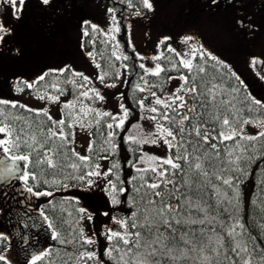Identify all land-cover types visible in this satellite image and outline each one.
Wrapping results in <instances>:
<instances>
[{
  "label": "snow or ice",
  "instance_id": "1",
  "mask_svg": "<svg viewBox=\"0 0 264 264\" xmlns=\"http://www.w3.org/2000/svg\"><path fill=\"white\" fill-rule=\"evenodd\" d=\"M25 6L0 0V44L13 32L6 18ZM154 9V0H113L104 26L80 20L91 73L45 66L13 77L14 95H0V186L18 197L15 219L0 229V264H264V94L193 32L139 50L129 17ZM237 24L259 27L243 16ZM258 63L264 53L250 55L254 70ZM129 81L126 98L118 85ZM74 188L102 190L98 211L111 225L96 227L97 212Z\"/></svg>",
  "mask_w": 264,
  "mask_h": 264
},
{
  "label": "trees",
  "instance_id": "2",
  "mask_svg": "<svg viewBox=\"0 0 264 264\" xmlns=\"http://www.w3.org/2000/svg\"><path fill=\"white\" fill-rule=\"evenodd\" d=\"M112 3L113 0H50L48 5H44L42 0H26V6L20 18L11 16L6 18L10 26L20 25V28H18L19 33L18 31L14 33H18L16 36H8L5 39L4 43L7 47L3 51L4 55L0 56V63L11 55L16 56L18 52L16 49H19L22 53L19 60L18 57L9 59V63L16 61L14 70L26 67L28 59L24 58L22 61L23 56L37 51L53 56L56 66L65 63L71 57L74 66L77 65L91 73L94 66L80 48L82 27L80 20L81 18L92 19L104 26L106 6ZM154 4V11L147 16L129 17L132 22V38L139 50L151 53L154 50L155 41L162 34L176 38L181 34L193 32L203 40L206 46L234 66L254 94H264V80H261L257 74V70L264 72V67L258 63L254 70L249 64L250 55H259L256 50L260 47L264 48V0H216L214 4L211 0H154ZM241 16L245 18L246 23L250 21L259 27L241 28L237 24V19ZM24 38L27 41L21 42L20 40H25ZM120 38L125 41L126 34ZM99 47L98 44L97 48ZM71 53L74 54L71 55ZM243 66L251 68L258 80L245 75L242 71ZM13 67L10 66L6 70H12ZM6 70L0 69V74L3 72L6 76L11 73ZM0 79L2 80L1 75ZM2 84L6 90L11 89V84L6 80H2ZM130 85L131 81L118 86L126 98ZM128 102L131 104L130 99ZM128 155L127 149L122 148L121 160L124 161ZM124 167L127 168L126 162ZM253 167L256 168L257 165ZM257 179L255 172L250 175L245 185L247 193L251 194L255 190ZM94 191L75 188L68 190L71 194H79L82 203L89 207L90 205L92 207L90 200L98 198L103 204V207L98 210H102L106 206L103 192L96 189ZM98 210L95 226L102 230L110 217L99 214ZM89 226H92L91 223ZM15 259L18 262L23 260V258Z\"/></svg>",
  "mask_w": 264,
  "mask_h": 264
},
{
  "label": "rangeland",
  "instance_id": "3",
  "mask_svg": "<svg viewBox=\"0 0 264 264\" xmlns=\"http://www.w3.org/2000/svg\"><path fill=\"white\" fill-rule=\"evenodd\" d=\"M11 27L13 28V32L9 36H12V35H15L16 36L19 33L18 28H20V25H14V26H11ZM17 31H18V33L17 34H14ZM137 39H138V37H137ZM20 41L21 42H24V41H27V39L20 40ZM6 47H5V43L4 42H3V44H0V50H1L0 56H1V54L4 55V52L3 51L6 49ZM256 51H257L258 54L264 53L263 52L264 51V48L263 47H260ZM18 52H20V50ZM18 52H17V55L16 56H14V55L12 56L11 55V57H9L5 61L1 62L0 63V69L1 70H6L10 66L13 67L16 61H12L11 63H9V59H13V57L14 58L15 57H18V60H19V58L22 56V53L21 52L18 53ZM59 52L61 53V51H59ZM72 54H74V53H71V55ZM27 56H25V57L23 56V58H22V61L24 60V58H27L28 59L27 64H26V67H24V68H18L16 70H14V67H15L14 66L12 70H9V69L6 70L7 72H11V73L7 74L6 76H4V73L2 72L0 74L2 80H6L8 83L11 84L12 83V80H13V77H15V76L31 77L34 73H38L45 66H56L55 61H54V58L51 55H48L47 56V55H44V54L39 53L37 51H33V52H31V54H28ZM68 56H70V55H68ZM75 58H77V57H75ZM69 62L72 63L71 57H69L66 60L65 63H69ZM75 67L79 68V66H77V65ZM14 71H15V74H14ZM242 71L248 77H253L254 79H257L258 80L255 72L253 70H251V68L248 69L247 66H243L242 67ZM2 80L0 79V95H9V94L14 95V94L11 93V89L10 90H6L5 86L2 84ZM109 91H111V90H109ZM19 98L22 99V100H24L25 102H29V103H32V104L38 103V101H36L35 99H30L27 95H22ZM116 100H117V98L113 94V95H111L109 97L108 103L110 105L111 104H115ZM86 143H87V136H86V134L78 133V136H77V146H78V148H80V150H83V147H86ZM81 146H83V147H81ZM92 191H94V189L91 190L90 192H92ZM248 194H249V192H248ZM12 201L13 200H10V202H9V200L5 196H2V200H0V209H2V205L4 206V208H6V203H8V205H10V203ZM90 203L92 204V207L90 205V208H93V210H95V211H97L98 209H100V208L103 207V204L101 203V201L98 198H92L90 200ZM111 223H112L111 220H108L107 224L111 225Z\"/></svg>",
  "mask_w": 264,
  "mask_h": 264
},
{
  "label": "flooded vegetation",
  "instance_id": "4",
  "mask_svg": "<svg viewBox=\"0 0 264 264\" xmlns=\"http://www.w3.org/2000/svg\"><path fill=\"white\" fill-rule=\"evenodd\" d=\"M4 193H7L8 195L12 196L13 201L10 203V205H8V203H6V208H4V206L2 205V209H4V210L2 212H0V229L6 228L15 219V217H13L12 220H10L9 219V213H10V211L13 210V206L15 204V199L18 198V197H16V193L14 191H10L9 188H7L5 186H0V200H2V196H5L7 198V196L4 195ZM9 202H10V200H9ZM20 228H23V225H20ZM37 228H39V225H37ZM9 230L12 231L14 237H16L12 241L14 258H23V256H24V252H23L24 244L19 239V230L16 229L15 227H13L12 229H9ZM33 231H35V230H33ZM41 235H43V233ZM4 246H6V245H4Z\"/></svg>",
  "mask_w": 264,
  "mask_h": 264
}]
</instances>
